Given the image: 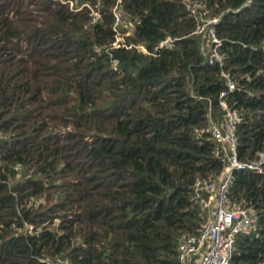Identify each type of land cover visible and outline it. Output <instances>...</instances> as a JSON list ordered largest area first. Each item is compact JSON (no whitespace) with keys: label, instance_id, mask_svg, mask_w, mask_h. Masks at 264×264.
Segmentation results:
<instances>
[{"label":"trees","instance_id":"1","mask_svg":"<svg viewBox=\"0 0 264 264\" xmlns=\"http://www.w3.org/2000/svg\"><path fill=\"white\" fill-rule=\"evenodd\" d=\"M189 1L0 0V264H180L222 101L239 159L264 154V0ZM218 15L220 44L197 33ZM227 198L258 211L227 264H264V169Z\"/></svg>","mask_w":264,"mask_h":264},{"label":"built area","instance_id":"2","mask_svg":"<svg viewBox=\"0 0 264 264\" xmlns=\"http://www.w3.org/2000/svg\"><path fill=\"white\" fill-rule=\"evenodd\" d=\"M188 8L192 12H197L192 2L185 0ZM200 20L197 33L213 37L214 41H220L216 35V29L221 21V15ZM173 39L167 37L161 41V46L171 47ZM217 44L213 46L209 54L210 63H222L223 55L218 50ZM142 49L146 48L141 45ZM228 89L233 90L235 84L228 77ZM221 95H226L222 91ZM226 109L224 114L225 123L211 126L212 133L220 143L216 153L224 156L226 167L222 179L198 180L197 187L207 190L209 197L197 191L195 198L207 212V219L196 235H184L179 242V261L180 264H227L235 248L236 237L239 233L254 227L258 220L256 208L242 206L239 204H229L227 192L231 183L232 174L235 170H252L261 173L264 169V154L259 153V157L252 161H241L238 157L237 141L235 137V124L237 116L227 108L225 101H222Z\"/></svg>","mask_w":264,"mask_h":264},{"label":"rangeland","instance_id":"3","mask_svg":"<svg viewBox=\"0 0 264 264\" xmlns=\"http://www.w3.org/2000/svg\"><path fill=\"white\" fill-rule=\"evenodd\" d=\"M75 3H76L75 1H72L71 6L74 7V6H75ZM117 14H118V16L120 17V15H121V10H117ZM118 20H119V22H120V25H121L122 30H123V31H126V32H125V35L128 34V32L131 31V30L129 29V27H131V26H128L127 24H125V23L123 22V20L120 19V18H119ZM122 23H123V24H122ZM120 39H122V35L120 36Z\"/></svg>","mask_w":264,"mask_h":264}]
</instances>
